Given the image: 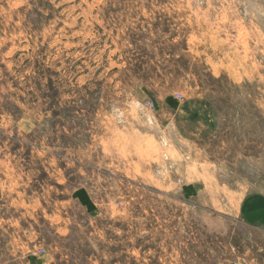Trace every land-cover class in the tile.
<instances>
[{
	"label": "rangeland",
	"instance_id": "rangeland-1",
	"mask_svg": "<svg viewBox=\"0 0 264 264\" xmlns=\"http://www.w3.org/2000/svg\"><path fill=\"white\" fill-rule=\"evenodd\" d=\"M264 0H0V264H264Z\"/></svg>",
	"mask_w": 264,
	"mask_h": 264
},
{
	"label": "crops",
	"instance_id": "crops-1",
	"mask_svg": "<svg viewBox=\"0 0 264 264\" xmlns=\"http://www.w3.org/2000/svg\"><path fill=\"white\" fill-rule=\"evenodd\" d=\"M241 216L249 225L264 227V195L249 196L244 200Z\"/></svg>",
	"mask_w": 264,
	"mask_h": 264
}]
</instances>
